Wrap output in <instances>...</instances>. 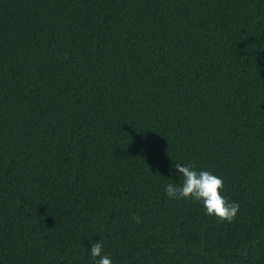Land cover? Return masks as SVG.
<instances>
[{
	"label": "trees",
	"instance_id": "16d2710c",
	"mask_svg": "<svg viewBox=\"0 0 264 264\" xmlns=\"http://www.w3.org/2000/svg\"><path fill=\"white\" fill-rule=\"evenodd\" d=\"M176 163L223 179L231 223L167 197ZM99 241L264 264V0H0V264Z\"/></svg>",
	"mask_w": 264,
	"mask_h": 264
},
{
	"label": "clouds",
	"instance_id": "9594fccd",
	"mask_svg": "<svg viewBox=\"0 0 264 264\" xmlns=\"http://www.w3.org/2000/svg\"><path fill=\"white\" fill-rule=\"evenodd\" d=\"M175 175L181 182L168 183L165 193L170 199H191L202 204L208 216H214L218 221L231 223L239 212L240 205L229 202L222 194L224 181L210 171H197L193 165L176 163L173 165ZM134 220L139 222L137 217ZM97 264H112L110 255L104 252L102 242L91 244L88 250Z\"/></svg>",
	"mask_w": 264,
	"mask_h": 264
}]
</instances>
